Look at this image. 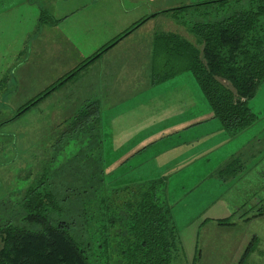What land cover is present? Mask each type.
I'll use <instances>...</instances> for the list:
<instances>
[{"label":"rangeland","instance_id":"rangeland-1","mask_svg":"<svg viewBox=\"0 0 264 264\" xmlns=\"http://www.w3.org/2000/svg\"><path fill=\"white\" fill-rule=\"evenodd\" d=\"M58 1L47 0L46 12L40 14L42 18L40 24L47 25L46 32L36 35L35 39L29 42L32 49L18 47L1 50L0 43V222L8 221L13 225H23L22 218L25 216L23 194L26 189L37 188L39 192H47L48 188L59 200L65 197L67 215L64 219L75 221L74 232L81 235L82 203L89 200L97 203L96 197L100 196L101 191L99 182L102 174L101 160L96 140L100 136L96 124L92 131L89 127L71 133L69 128L72 119L84 104L97 101L100 96L101 102L110 99L108 88L103 81L106 79L104 73L110 58L115 59L117 65H123L124 56L118 55V51H121V55L127 51L124 46L129 45V41H134L136 46L141 44L142 47H146L153 42L155 35L162 33L179 34L186 40L194 42L193 36L188 33L190 25L186 24L211 20L215 16L217 19L223 18L235 2L230 1L226 7L219 4L204 5L196 9L187 8L175 14L167 12L151 18L129 34L126 37L128 40L124 43L112 46L73 78L72 76L71 79L67 78L69 79L67 82L47 95L35 107L18 113L21 106L50 88L67 74L66 72L74 69L104 44L113 40L116 37L114 31L120 27L119 18L113 23V13L108 12L109 7L106 5L96 8L99 9L97 12L99 16L94 19L92 29L78 27L73 21L72 24L76 23V28L70 32L63 31L59 25V12L55 14L57 19L52 17L47 9L54 8ZM107 1L105 4L110 6ZM76 3L74 0L69 4L68 16L79 12ZM176 3L185 4L186 0H172L165 4V7L170 8ZM239 3L244 4L245 8L250 5L249 0ZM22 7L23 4L19 7L20 11ZM84 18L89 19L85 15L79 21ZM3 21L4 19H0V24ZM35 29L38 30V27ZM102 63L105 65L102 66ZM97 65L101 67V71L96 70L97 75L93 77H100L101 81L99 85L95 84L93 87L92 78H86V74ZM181 74L183 75L178 81L184 84L183 91L188 92L186 100L182 96L179 97L181 106L192 107L201 112L205 111L206 106L210 108L192 74L190 72ZM145 75V73L140 75L144 77L141 87L142 83L149 81ZM163 94L161 89L143 94L139 101L143 106L140 115L146 112V103L150 109ZM257 101L260 105L259 111L263 112L264 116V86L257 95ZM253 105L249 104L250 107ZM154 113L158 116V111ZM147 117L153 119L147 112L142 119ZM261 121L264 124V118ZM255 125L254 129L248 130L245 134L243 132L239 138L228 140L221 146L220 149L223 150L237 145L241 148L238 154L240 160L236 155H231L226 164L231 160L235 162L229 166L224 163L220 167L216 176L220 178L221 174L223 178L197 183V179L189 177L179 179L188 181L171 183L172 192L167 203L171 207L181 253L173 264H238L243 252L242 246L247 247L252 238L253 241L256 239L253 245L254 252L241 264H264V214L251 219L252 215L264 213V136L260 137L258 123ZM260 127L262 128L260 134H264V125ZM214 157L215 154L212 159ZM115 163H119V159H116ZM105 171L107 174V170L104 169V182L109 189L108 193L111 189L129 185L115 183L117 176L115 174L111 177L108 174L106 176ZM198 172L199 170L195 169V173ZM246 214H250L249 222L245 220ZM216 219H223L224 224L234 225L217 226ZM227 226L228 228H223ZM207 239L215 242L213 248L207 246L205 243ZM238 250L240 259L235 253Z\"/></svg>","mask_w":264,"mask_h":264},{"label":"trees","instance_id":"trees-1","mask_svg":"<svg viewBox=\"0 0 264 264\" xmlns=\"http://www.w3.org/2000/svg\"><path fill=\"white\" fill-rule=\"evenodd\" d=\"M230 1L235 4L228 7L230 10L223 18L215 16L186 24L190 25L188 33L194 42L174 33L155 35L151 80L161 83L190 72L213 117L231 136H236L257 121L248 102L264 82V0H249L246 8L239 3L244 0H217L191 8L212 4L226 7ZM186 8L160 14H175ZM144 20L101 47L17 112L32 103L30 108L35 107L67 82L71 74L74 73L73 78ZM95 124L100 136L96 140L101 160V191L97 203L94 200L82 203L81 235L74 232L75 221L64 219L65 197L59 200L48 188L47 192L26 189L24 224L0 222V264H173L181 256L167 203L166 178L111 189L108 193L103 174L99 103L84 104L72 119L69 131L74 133L89 127L91 130ZM234 162L231 160L226 165ZM249 250L250 246L243 256Z\"/></svg>","mask_w":264,"mask_h":264},{"label":"crops","instance_id":"crops-1","mask_svg":"<svg viewBox=\"0 0 264 264\" xmlns=\"http://www.w3.org/2000/svg\"><path fill=\"white\" fill-rule=\"evenodd\" d=\"M42 1L41 4V0H0V19H4L0 24L1 50L5 48L18 49V47L29 48L31 45L29 42L35 39L36 35L46 32L47 25H41L39 21L41 12L45 11V6H47V0ZM73 1L59 0L54 8H47L52 17H56V12H59L60 29L70 32L76 28V23L78 27L83 28L82 26H85L87 30L92 29L94 19L99 16L97 15L99 9L96 8L107 5L109 7L108 12L113 13V23L117 18L120 20L119 29L114 31L117 37L145 19L134 29L136 30L151 18L160 15L161 11L179 7L191 8L192 5L200 2L205 3L214 0H186L185 4L176 3L171 5L170 8H166L165 4L172 0H75L77 1L75 6L79 12L68 16L67 9L70 8L69 4ZM106 1L110 3V6L105 4ZM22 4V11H20L19 7ZM85 15L89 19L84 18L86 20L79 21ZM16 19L19 20L15 22ZM73 21L76 22L74 25L72 24ZM36 27H38V30L35 29ZM129 34L124 36L117 44L128 40L126 37ZM19 44L21 45L19 46ZM128 44L124 46L127 51H124L122 55L121 51H118V55L124 56V64L117 65L115 59L110 58L108 68L104 73L106 79H103V81L105 87L108 88L110 99L101 102L99 100L100 96L97 101L95 100L100 105L103 133L102 159L103 168L107 170V174L110 177L114 174L117 176L118 179L114 181L115 183L129 185L166 178L167 200L170 199V193L172 192L170 189L171 183L174 181L179 183L188 181L179 179L193 177L197 179V183H203L210 179L216 181V179L223 178L221 174H219L220 178L216 176L220 167L224 163L226 164L231 155H236L240 160L238 154L241 152V148H238L237 145L228 147V150H223V148L220 149L221 146L226 144L228 140L239 138L243 132L245 134L248 130L254 129L256 123L260 128L258 130L260 137L264 136V134H260L262 132L260 126L264 125L261 120L264 116L263 112L259 111L260 105L257 101V95L261 92L264 82L259 86L255 96L248 102V106L250 103L254 104L253 107L249 106V108L257 116V121L236 136H231L221 127L220 122L213 117L211 109L207 106L203 112L192 107L185 108L181 106L179 97L182 96L186 100L185 96L188 95V92L183 91L184 84L178 81V78L183 74L176 75L161 83L152 82L151 56L153 42L146 47H142L141 44L136 46L134 41H129ZM127 56L130 58L128 59ZM104 65L105 63H102V66ZM98 67L99 65L92 71H87L86 74V78H92L93 87H95V84L99 85V81H101L100 77H93V75H97L96 70L101 71V67L99 69ZM141 73H145V78H149V81L142 83L143 87H141V81L144 80V77L140 76ZM155 89H161L164 94L152 104L150 109L147 103V109L144 107L153 119L149 117L142 119L146 112L140 115L143 108L139 102L140 98L146 92ZM156 111H158V116L154 113ZM260 141L259 138L258 143ZM231 150H234V152L230 153ZM213 154H215L214 159H212ZM116 159H119V163H115ZM239 165H241L240 162ZM195 169L199 170L197 174ZM107 174L105 171L106 176ZM219 198L222 197L219 196ZM263 214L252 215L251 219H256L257 216ZM249 215H245L247 217L246 222L250 221ZM211 220L214 219H209V221ZM215 221L217 226L234 225V223L224 224L223 219H216ZM223 228H228V226ZM205 243L210 248L215 245L214 241L208 239ZM254 243H256V239L253 241L252 238L247 245V247L250 246V250L246 252L245 256L243 255L247 247L242 246V260L239 257L240 251L235 252L240 259L238 264L245 262L254 252Z\"/></svg>","mask_w":264,"mask_h":264},{"label":"water","instance_id":"water-1","mask_svg":"<svg viewBox=\"0 0 264 264\" xmlns=\"http://www.w3.org/2000/svg\"><path fill=\"white\" fill-rule=\"evenodd\" d=\"M74 75V73L73 74H71L68 78H70L71 76H73ZM36 101H38V99L36 100ZM34 103H32L31 105H29L28 107H26V108H24L21 112H19V113H23V112H25L28 108H30V106H32Z\"/></svg>","mask_w":264,"mask_h":264}]
</instances>
